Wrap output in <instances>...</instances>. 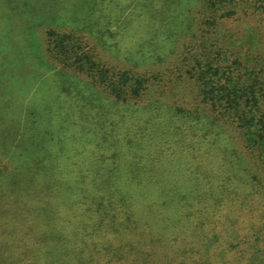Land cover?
I'll use <instances>...</instances> for the list:
<instances>
[{"label": "trees", "instance_id": "obj_1", "mask_svg": "<svg viewBox=\"0 0 264 264\" xmlns=\"http://www.w3.org/2000/svg\"><path fill=\"white\" fill-rule=\"evenodd\" d=\"M92 3L95 76L128 110L120 138L111 121L94 152L59 148L70 170L44 169L26 214L0 223V264H47L41 248L60 243L80 248L71 264H264V0H172L160 47L141 3ZM78 213L92 223L73 226Z\"/></svg>", "mask_w": 264, "mask_h": 264}, {"label": "rangeland", "instance_id": "obj_2", "mask_svg": "<svg viewBox=\"0 0 264 264\" xmlns=\"http://www.w3.org/2000/svg\"><path fill=\"white\" fill-rule=\"evenodd\" d=\"M92 1L0 0V223L3 229L17 224L19 216L26 214L24 206L38 199L35 191L45 180L44 169L64 166L68 169L65 172L70 170L69 164L58 158L59 148L72 150L79 141L75 144L78 152L83 153L84 146L94 152L96 145L98 149L103 146L98 142L109 134L107 124L111 121L113 138H120L119 129L128 110L125 105L115 103V98L109 95V85L102 77L95 76L99 68L94 65L97 59L93 46L103 51L89 32L98 24L99 14L98 5L95 7ZM118 2L120 6L126 5L128 13H134L140 3L145 6L148 15L143 23V35L159 47L171 46L166 37L170 31L165 28L170 19L163 14H169L172 0ZM183 2L186 4L187 0ZM82 100H90L95 108L88 109ZM50 132L53 136L59 134L62 141L57 144L51 140ZM103 153L99 150L95 159L97 170L102 166L99 160ZM79 163L74 160L75 165ZM101 170L95 176L97 181L103 179ZM132 187L134 180L126 179L122 191ZM82 218L92 223L88 213L84 216L78 213L71 219L72 225L77 226ZM152 230L161 232L156 227ZM45 250L49 249L41 248L39 253L42 263L47 264L51 262L50 253L54 255L53 264H71L80 252L76 248L75 254H71L69 246L62 243L50 253L45 254ZM103 264L108 263L104 260Z\"/></svg>", "mask_w": 264, "mask_h": 264}]
</instances>
